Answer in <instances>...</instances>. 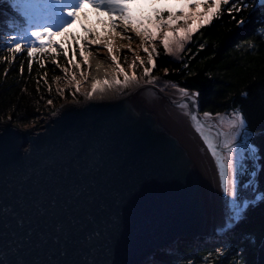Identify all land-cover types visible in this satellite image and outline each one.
Instances as JSON below:
<instances>
[{
    "label": "water",
    "instance_id": "obj_1",
    "mask_svg": "<svg viewBox=\"0 0 264 264\" xmlns=\"http://www.w3.org/2000/svg\"><path fill=\"white\" fill-rule=\"evenodd\" d=\"M156 90L144 86L113 100L64 105L38 130L0 124V215L4 206L37 196L53 172L62 176L67 168L73 180L86 186L79 200L70 194L59 198V218L69 227V238L52 233L46 244L25 253L29 261L146 264L179 240L217 233L211 228L207 179L191 138ZM192 99L191 114L199 117L203 130L223 133L199 113L197 97L183 102ZM133 185L139 191L123 207L122 230L112 251L80 245L78 222L86 210H98L100 193L109 203H119L121 191ZM16 243L12 226L0 218V247ZM255 264H264V240Z\"/></svg>",
    "mask_w": 264,
    "mask_h": 264
},
{
    "label": "trees",
    "instance_id": "obj_2",
    "mask_svg": "<svg viewBox=\"0 0 264 264\" xmlns=\"http://www.w3.org/2000/svg\"><path fill=\"white\" fill-rule=\"evenodd\" d=\"M240 9L233 15L222 11L210 24L202 22L179 54L156 46L155 69L149 60L143 64L157 87L175 85L199 93L197 107L203 116L204 112L211 117L230 115L234 107L242 109L247 119V142L257 149L254 170L252 159H244V169L237 174L240 216L236 223L212 240H179L171 249L158 251L146 264H255L257 248L264 240V39L260 38L264 5L240 0ZM11 15L7 0H0V124L9 121L18 129L37 126L38 130L41 118L52 115L64 99L76 98L73 87L66 85L68 72L62 71L65 67L69 70L73 54L58 47L61 37L57 36L53 38L57 47L38 52L35 60L27 47L13 59L10 37L17 34ZM241 19L244 24L239 23ZM77 38L81 40L80 35H73L71 45L65 47L77 50ZM253 200L254 205L246 204Z\"/></svg>",
    "mask_w": 264,
    "mask_h": 264
},
{
    "label": "snow or ice",
    "instance_id": "obj_3",
    "mask_svg": "<svg viewBox=\"0 0 264 264\" xmlns=\"http://www.w3.org/2000/svg\"><path fill=\"white\" fill-rule=\"evenodd\" d=\"M164 2L167 3V0H164ZM7 3L11 7L13 27L23 28L25 24L27 25V28L24 29L25 36L23 39L18 35H11L10 37L13 42L11 49L13 59H15V53L21 52L26 47L30 49L33 60L37 58L38 52L42 53L48 48L55 49L57 47V41L53 37L67 34L68 30L75 24L80 15L85 12L87 6L108 13L110 19L106 23L108 24L109 35L115 32L118 27H122L127 32L131 25L134 26L131 30L135 31L136 35L141 37L142 42L145 44L149 40L155 42L158 36H162L164 51L172 55L183 52L185 50V42L192 37V31L198 30L199 28V25L194 30L182 28L181 22L177 17L184 15V13L162 10L158 6L159 0H7ZM261 3L264 4V0H261ZM186 6L190 10L200 7L213 9L204 18L205 22L209 24L214 18L220 16L224 10H228L230 15L241 10L240 0H231V4L230 0H186ZM225 6H229L228 9H225ZM111 17H116L117 19H111ZM52 19H56L58 22L55 31H53L52 23L50 22ZM192 19L193 17L188 16L183 23H188ZM239 23L244 24L245 21L241 19ZM177 27H181L180 32L176 31ZM166 29L169 31H165ZM83 31L89 36L93 35L92 29L84 28ZM28 35L32 37V40L28 44H25L24 39H27ZM121 38L131 40L129 36H122ZM260 38L264 39V33L260 34ZM45 40H47V43H44ZM92 43H100L98 33L95 35ZM66 44L67 41H60L58 47L64 50L65 54L71 51L74 56L76 48H66ZM74 44L79 45L81 49L80 54L84 58V63H87L91 67L88 60V57L91 55L89 51L90 43L84 44L80 38H77L74 40ZM105 46L109 53H111V43ZM144 51L148 54L151 68L155 69L154 55L156 54V49L153 48L149 52L148 48L145 47ZM53 59L55 60V57ZM112 61L119 68V63H117V57L115 55L112 56ZM69 63L71 64L72 60H69ZM141 63L143 64L144 62L141 61ZM41 66L43 67V65ZM75 66L78 68L81 67L79 63ZM132 67H136L135 63H133ZM20 71L23 73L24 69L21 68ZM62 71L67 74L68 68L65 67ZM120 72L123 73L124 70L120 68ZM144 74L145 76L150 75L148 67H145ZM81 76H83V70H81ZM135 80V75L129 76L127 73H124L123 83L125 87H128ZM71 82H76L75 75H72ZM149 82L155 83V81ZM100 83V81H97L92 86V91L87 93L88 98H91L97 91ZM103 83L109 87L112 86L107 80ZM115 84H120V80L117 79ZM79 90L80 84L76 83V92H79ZM178 92L185 100L199 96V93H189L184 87H180ZM48 103L51 104L52 101L49 100ZM195 103V99H192L191 104H186L181 101L177 106L181 109H189L188 115L196 126V130L203 137L204 144L215 159L216 166L219 169L220 186L223 195L226 199L230 197V202L235 205L236 201L240 199V192L234 161L237 152L240 151L237 140L240 136L247 135V119L243 114V110L236 109L235 107L230 115L217 114L216 120L221 125L226 121L230 131L227 133L217 132V142L214 143L208 137L204 136V126L199 117L191 114V107ZM204 117L211 119V115L208 112H204ZM261 134L264 135V131ZM209 135H211V132H209ZM245 144H247V141H245ZM247 148L251 153L252 167L254 170L257 149L253 148L250 144H247ZM222 152H226L227 156H223ZM242 158L247 159V157H243V153ZM225 161H227V164ZM74 162L80 164L78 159H75ZM228 166L233 168L231 190L229 189L227 176ZM69 172V169L66 168L62 176L55 175V172L51 173L45 179L43 188L37 196L28 201L21 200L17 205L11 207L4 206L3 215H0V218L3 219L6 227L9 225L12 226L17 243L15 245L5 244L0 247V264H38L36 260L29 261L25 253L30 251L33 246L39 248L46 244L51 238L52 233H55L57 237L69 238V227L59 218V198L61 195L70 194L73 199L79 200L86 192V186L83 181L73 180ZM137 191H139V186L137 185L123 189L120 193L119 203H109L105 193L101 192L102 201L98 205V210H86L82 221L78 222L80 245H87L91 248L99 247L104 252L110 253L113 244L118 242L121 234L123 207ZM92 203L94 201L90 200L89 205ZM246 204L254 205L255 201H246ZM239 216L240 212L237 211L236 217L239 218ZM229 220L231 221L233 218L229 217Z\"/></svg>",
    "mask_w": 264,
    "mask_h": 264
},
{
    "label": "rangeland",
    "instance_id": "obj_4",
    "mask_svg": "<svg viewBox=\"0 0 264 264\" xmlns=\"http://www.w3.org/2000/svg\"><path fill=\"white\" fill-rule=\"evenodd\" d=\"M158 6L162 10H168V11H172L176 13L183 12L184 15L178 16L177 19L181 22L182 28L188 27L190 28V30H194L198 25L204 22L205 21L204 18L207 17L208 14L213 10L211 8L205 9L203 7L190 10L186 6V0H167V3H165L164 0H159ZM188 16L193 17V19L188 23H183L186 17ZM109 19L110 17L106 11L96 10V9H93L91 6H87L85 9V12L80 15V17L76 20L75 24L68 30V33L62 36V39L66 41L70 36L71 37L73 36V33L75 35L80 34L83 38L82 43L84 44L90 43L89 51L91 52V55L88 57L89 61L96 56L110 55V54L112 56L115 55L117 57V63H119V68H117L116 63L112 64V68L114 69L117 78L122 83L121 88L118 89L120 92V95L125 94L129 91H132L131 84L128 87L124 86V83H123L124 73H127L129 76L135 75L136 80L134 82L140 87L147 86V87H152L154 89L156 88L158 90L166 91V88L169 87L170 85H166L164 87H157L155 83H150L149 82L151 81V79H149L150 76H145L144 69H143V64L146 63L147 60H149L148 54L144 51V48L147 47L148 51L151 52L152 49L155 48L156 46L163 45L162 36H158L155 42L149 40L148 43L145 44L142 42V38L137 36L135 31L131 30L134 27L131 25L129 26V31L127 32H125L122 27H118L115 32H112L111 35H109L108 25L105 22L106 20H109ZM111 19H117V18L111 17ZM82 20H85L89 24H91L89 29L93 30L92 36H89L87 33L83 31V29L86 27H84ZM50 22L52 23L53 31H55L57 28V23H58L57 20L52 19ZM11 24H12V21H11ZM181 27H177L176 30L180 32ZM14 28H15V31L18 32L23 37L24 34L22 35V33L20 32V29H19L20 27H14ZM165 31H169V30L166 29ZM97 33L99 34V38H100L99 44L92 43ZM122 36H129L131 37V40L129 41L128 39H122L121 38ZM27 38L29 41L32 40V37L30 35H28ZM107 43H111V46H112L111 53H109L107 47L105 46ZM80 51L81 49L79 47L75 53V61H72V63L70 64V68L68 70L69 78L66 82L67 87H73L74 95H76L75 96L76 98H73L71 100L64 99L63 103L60 106H58L56 111H58L60 107L64 105H79L85 100L92 101L91 99L94 98L93 96L91 98H88L87 96V93L92 91V85L89 79V77L91 76V67L89 68V65L87 63H84V58L80 54ZM76 61L81 65V67L78 68L75 66L77 64ZM141 61H143L144 63L142 64ZM133 63H135L136 65L135 68L132 67ZM120 68L124 70L123 73L120 72ZM81 70H83V76H81ZM72 75L76 76V82H71ZM76 83L80 84L79 92H76ZM60 91H62V89H60ZM49 117L41 118L38 122L39 126L42 125L43 121H45ZM203 118L205 117L203 116ZM211 118L214 123L213 127H217L223 133H227L230 131L226 121L223 125H221L216 120V116L211 117ZM206 124L211 125L209 124V122H206ZM28 129L37 130V126H33ZM245 141H247L246 136H240L237 140V144L240 146V151L237 152L235 161H234L236 175L241 173L242 170L244 169V166H243L244 158H242V153H243V157H247V159H245L244 162H246L247 160L251 158L250 152L247 148V144L249 143L247 142V144H245ZM223 154H224L223 156L225 157L227 156L226 152H223ZM225 162L227 164V161ZM228 169L232 174L233 168L231 166H228ZM232 177H233V174H232ZM230 204L235 209L234 214H233V218L235 220L237 218L236 213L239 210V208L237 204L233 205L231 202ZM242 208L243 206L241 207V209ZM232 225L233 223L230 226Z\"/></svg>",
    "mask_w": 264,
    "mask_h": 264
},
{
    "label": "bare ground",
    "instance_id": "obj_5",
    "mask_svg": "<svg viewBox=\"0 0 264 264\" xmlns=\"http://www.w3.org/2000/svg\"><path fill=\"white\" fill-rule=\"evenodd\" d=\"M107 21L109 20H106L105 22ZM82 22L84 24V27L86 28H89L91 26V24H89L85 20H82ZM89 63L91 65V76L89 77L91 85L93 86L97 81L101 82L97 87V91L92 95L94 97L93 99H91L92 101L99 102L113 100L128 94L125 93L120 95L118 89L121 88L122 83L120 82V84H115V81L118 78L115 74L114 69L112 68V64H114V62L112 61L111 54L96 56L91 59ZM105 80L109 81V84L112 86L109 87L108 85H105L103 83ZM131 86V92L140 88V86L135 82H133ZM101 89H103V91H101ZM156 91L159 92L162 97L163 106L170 111V113L175 117L178 123L185 129V131L191 138L198 159L207 179L213 215L211 228L214 230V233H221L223 230L227 229L233 223V221H235L233 218L235 209L230 204V197L226 199L223 195V191L220 186L219 169L216 166L215 159L207 150V146L204 144L203 137L196 130V126L191 121L190 116L188 115L189 109H181L177 106L179 102L184 101L185 99L178 92V88L169 86L166 88V91ZM88 101L89 100H85V102ZM210 123L214 124L212 119ZM203 132L204 136L208 137L214 143L217 142V137L214 133L211 132V135H209V131L203 130ZM227 176L229 189L231 190V182L233 177L230 171H227ZM229 217H232L233 220L230 221Z\"/></svg>",
    "mask_w": 264,
    "mask_h": 264
}]
</instances>
